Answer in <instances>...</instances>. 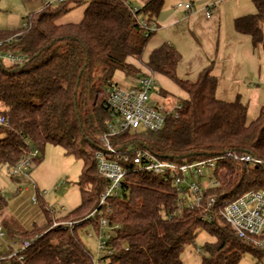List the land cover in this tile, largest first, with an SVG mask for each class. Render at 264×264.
Returning a JSON list of instances; mask_svg holds the SVG:
<instances>
[{"label": "trees", "instance_id": "16d2710c", "mask_svg": "<svg viewBox=\"0 0 264 264\" xmlns=\"http://www.w3.org/2000/svg\"><path fill=\"white\" fill-rule=\"evenodd\" d=\"M87 2L77 23L57 24L72 5ZM253 14L237 17L234 30L250 37L254 48L264 52V0H251ZM164 0H145L137 16L156 22ZM26 27L0 30L2 49L20 50L27 58L22 65H4L0 60V114L8 125H0V167L7 170L21 160L34 145L38 156L47 144L59 146L67 155L82 162L76 184L79 205L59 219H79L94 209L107 184L96 170L97 138L105 132L109 114L99 96L112 81L115 71L134 74L127 57L140 59L148 40L123 0H63L48 3L26 17ZM14 37V38H13ZM8 38L12 40L7 42ZM180 53L170 44L151 50L145 67L167 77L187 97L179 117L169 118L154 132L123 131L110 137L116 149L133 145L137 149L175 161L188 163L214 156L225 150L248 153L264 162V104L259 115L246 123V105L239 99L220 100L215 95L216 77L212 63L195 80L179 78ZM28 142V144H27ZM231 176L225 185L208 189L215 195L213 212L241 194L264 188V163L248 165L224 162ZM37 201L46 218L43 226L25 230L12 217L2 218L11 237L31 238L16 255L0 256V264H93V255L80 233L87 222L69 231L51 227L52 211ZM7 200L0 192V215ZM110 221L120 225L112 239L117 248L110 264H184L180 254L192 243L199 229L215 238L202 246L199 264H237L250 253L257 264L264 249L236 237L217 216L207 224L200 210L176 211L175 191L160 175L130 170L119 193L108 199Z\"/></svg>", "mask_w": 264, "mask_h": 264}, {"label": "built area", "instance_id": "2783aa9c", "mask_svg": "<svg viewBox=\"0 0 264 264\" xmlns=\"http://www.w3.org/2000/svg\"><path fill=\"white\" fill-rule=\"evenodd\" d=\"M47 1L55 4L63 0ZM123 1L136 18L145 36L156 31V22L137 16L139 7L133 5L130 0ZM176 7L190 11L193 4L177 2ZM211 15V9L206 7L205 16ZM26 26L27 23L24 22L22 27ZM10 40L12 38H8L7 42ZM0 60L8 65H22L27 58L20 50L0 47ZM155 86L156 80L151 73L141 74L136 83L127 88L114 81H109L104 86L100 94L109 119L105 132L97 138L100 149L95 155V161L97 173L107 181V184L96 207L87 215L79 219H59L62 216L60 211L56 215L52 212L51 227L60 226L71 231L86 221L85 232L87 234L90 230L95 232L96 253L93 255V264H110L111 255L117 251L112 239L120 230V225L110 221L107 201L119 193L126 173L135 170L160 175L168 181L175 191L177 212L182 209L200 210V218L207 224L211 223L213 216H217L228 225L236 237L247 239L257 248L264 249V188L247 191L215 212L212 210L215 195H205L208 189L222 185L225 178L227 180L230 178L231 174L224 166V162L254 165L264 163L263 161L248 153L240 154L234 150H225L220 154L192 162L177 163L160 158L149 151L137 149L133 145L116 149L110 144V137L120 132H154L161 129L167 119L179 117L181 104L178 101L165 102L163 99L160 101L151 97ZM158 96L160 97L159 94ZM0 125H8L7 117L3 114H0ZM28 146L24 157L8 169L12 177L26 179L29 177V165L39 153L34 145L29 143ZM33 201H37L36 195ZM2 236L0 227V237ZM31 240V238H12V243L20 242V248L12 251L9 257L27 247Z\"/></svg>", "mask_w": 264, "mask_h": 264}, {"label": "crops", "instance_id": "0c3cea01", "mask_svg": "<svg viewBox=\"0 0 264 264\" xmlns=\"http://www.w3.org/2000/svg\"><path fill=\"white\" fill-rule=\"evenodd\" d=\"M140 1L143 4L145 0ZM187 1L193 4L190 11L179 9L176 4L163 5L156 18L157 29L148 42L147 58L141 61L142 65L144 64L141 68L137 66L136 58L131 56L126 58V62L136 69V73L130 74L132 78L130 86L136 83L141 74L149 73L155 80L168 84L167 77L150 72L145 67V62L153 48L164 43L170 44L181 55L177 66L179 78L195 80L198 73L212 63V73L216 77V97L226 102L239 99L246 105V123H250L257 118L264 104V52L260 46L256 48L252 46L248 35L236 32L233 21L237 17L255 13V6L251 0L184 2ZM47 4L48 2L42 3L40 8ZM81 4L72 5L56 23L79 22L88 3ZM206 7L211 9L210 17L205 16ZM177 88L183 95L182 99L186 98V92L178 86ZM159 95L163 100L174 101L176 93L162 89Z\"/></svg>", "mask_w": 264, "mask_h": 264}, {"label": "rangeland", "instance_id": "374dc122", "mask_svg": "<svg viewBox=\"0 0 264 264\" xmlns=\"http://www.w3.org/2000/svg\"><path fill=\"white\" fill-rule=\"evenodd\" d=\"M44 1L0 0V30H12L21 27L27 16L43 9V7L40 8L42 3L48 2L47 0L46 2ZM177 1L164 0V5L171 6L176 4ZM184 1L182 0V2ZM130 2L137 7L142 4L140 0H130ZM148 42L141 58L135 60L140 68L144 65H142L141 61H145L147 58ZM3 64L8 65L5 62ZM113 80L124 88L129 87L132 83L130 73L128 74L121 70L115 71ZM156 82L155 89L151 92V97L163 101L158 94L160 90L167 89L175 92L176 95L174 101L164 99L165 102H177L185 99H182V93L179 92L176 84L172 81L169 80L168 84L157 80ZM99 96L102 98L101 94ZM81 167L82 162L80 160L72 155L65 154L61 147L52 144H47L44 147L38 163L34 161L30 163L28 168L29 177L27 179L12 177L5 166L0 167V192L7 200V206L2 215H0V227L3 233V236L0 237V256L2 258L8 252L11 253L20 248L19 241L12 243V238L6 233L2 225V218L12 217L25 230H31L34 226H43L46 218L41 204L39 201H33V197L37 193L40 194V198H42L40 200L45 208L51 210L55 215L58 211H60L61 215L70 212L80 203V192L76 182ZM227 181V178H225L222 185H225L224 182L227 183ZM85 230L80 233V238L90 253L94 255L96 253L95 232L90 230L89 234H87ZM214 241L215 238L207 230L199 229L194 241L184 246L180 254L181 261L184 264H199L201 257L205 255L202 246L205 243ZM237 264H257V262L250 253H245ZM258 264H264V258Z\"/></svg>", "mask_w": 264, "mask_h": 264}]
</instances>
